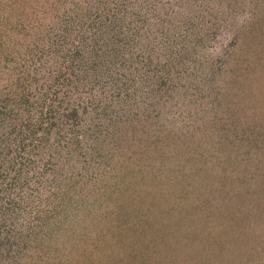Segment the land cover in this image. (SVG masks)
<instances>
[{
  "label": "rangeland",
  "instance_id": "374dc122",
  "mask_svg": "<svg viewBox=\"0 0 264 264\" xmlns=\"http://www.w3.org/2000/svg\"><path fill=\"white\" fill-rule=\"evenodd\" d=\"M190 12L196 35L171 47ZM0 14L4 90L46 82L72 40L118 35L92 55L113 69L54 97L44 138L30 118L28 154L26 133L0 144V264H264V0H0Z\"/></svg>",
  "mask_w": 264,
  "mask_h": 264
},
{
  "label": "trees",
  "instance_id": "16d2710c",
  "mask_svg": "<svg viewBox=\"0 0 264 264\" xmlns=\"http://www.w3.org/2000/svg\"><path fill=\"white\" fill-rule=\"evenodd\" d=\"M179 1V0H178ZM188 0H183V2L187 3ZM177 6V5H176ZM174 6L175 10H177V7ZM173 8L170 10L167 9L168 12H172ZM84 15V12H83ZM82 15V16H83ZM192 12L189 14L186 13V15L183 17L185 20V26H186V32L185 34H166L168 35L167 40H170L171 43H173V46H178V40L182 42L179 38L183 37L184 38H189L191 35H196L195 29H193L192 24H188L190 20L192 19ZM78 17V14H76V17L74 20H76ZM3 19L1 14H0V24L3 22ZM130 23L128 24L129 27L127 30H133L136 29V26H131L133 25L132 23L135 22L134 19L128 20ZM78 24L81 23L77 22ZM83 25V24H82ZM111 33L113 34L118 33L120 28L118 29L116 26H111ZM72 31H74L72 29ZM86 30L82 27V32L83 34L86 35ZM92 37L89 39L84 37H80L81 42H84L86 46L82 45L83 48L85 49L84 51L79 50L73 44V40L70 41V47L66 48L65 50L57 48L53 51L54 55H57L59 60L55 61L57 64L59 63L58 66L61 68H57V70L54 72L49 71L47 73V76L44 77V81L46 82H39V79L37 78L36 82H28L27 78H24L22 81L17 80L18 82H5L6 88H0V144L5 142L8 139L11 138H17V135H26L24 138H21V143L22 147L18 149V154L21 155V158L23 154H28V149H30V118L36 116L37 117V126L33 124V130H36V134L40 135L39 137H42L44 135V130L42 129V126L45 127V129L52 124V122H49V119L51 118V109L53 105L55 104V99L54 97L59 94L62 90H65L66 88H70L73 90H78L77 82H79V85H85L82 84L80 81H86L89 79H95L97 76H101V72H106L108 70L113 69L111 63H114V57L111 62L108 63L109 65L107 66L106 69L99 68L98 65L91 63L95 59L92 58V55L96 53L98 49H101L102 52L105 50L103 49V46H106L109 42V39L113 40V38H117V34L110 35V36H103L98 35L94 32H91ZM90 33V35H91ZM88 35V36H90ZM98 39H101V41H97ZM115 41V39H114ZM138 41V40H137ZM140 41V40H139ZM96 42L100 43L99 47H96ZM143 45L146 46V43ZM190 43H188V46ZM19 46V45H17ZM22 46V45H21ZM20 49L23 50V47H20ZM29 50L30 54V49H25L24 51L27 52ZM24 51L22 52L24 54ZM116 51V50H115ZM21 53V55H22ZM115 53V52H114ZM113 56V55H112ZM51 58V59H50ZM54 58L48 57V60H52L54 62ZM82 62H86V64ZM97 62H101L97 60ZM78 66H77V65ZM81 66H80V65ZM49 67V66H48ZM22 70L21 68L17 67L15 68L11 75H16L18 77L20 71ZM103 69V70H102ZM115 70V69H114ZM38 73L37 69H34V74ZM28 74V73H27ZM15 77V76H14ZM37 77V76H36ZM91 81V82H92ZM31 98V101H30ZM48 121V122H47ZM47 123V124H45ZM49 124V125H48ZM42 129V130H41ZM41 130V134H40ZM47 132V130H46ZM16 133V134H15ZM32 133L33 138H39L35 133ZM44 138V136H43ZM9 144V143H8ZM24 152V153H23ZM19 158V159H21ZM13 170V166L8 168L7 172L5 175L10 176L11 171ZM16 175L21 178L23 175L22 171V165L20 164V167L18 168L16 166ZM0 189H5V186L0 183Z\"/></svg>",
  "mask_w": 264,
  "mask_h": 264
}]
</instances>
